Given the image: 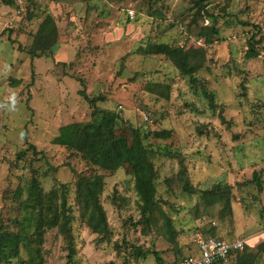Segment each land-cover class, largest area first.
<instances>
[{"label": "rangeland", "instance_id": "1", "mask_svg": "<svg viewBox=\"0 0 264 264\" xmlns=\"http://www.w3.org/2000/svg\"><path fill=\"white\" fill-rule=\"evenodd\" d=\"M38 4L0 0V232L18 230L13 220L34 175L43 195L65 190L70 234L46 229L32 242L34 258L19 243L17 256L0 250V264H156L153 254L137 256L147 250L164 263L196 253L209 234L242 239L240 254L264 264V0H203L199 13L193 0ZM46 16L56 25V49L31 57ZM249 41L255 57L246 54ZM157 43L190 49L191 74L147 52ZM96 107L114 110L120 130L131 137L137 129L150 150L156 202L146 220L126 165L104 170L51 142L60 126L90 120ZM160 130L170 136L156 137ZM91 174L104 179V238L75 195L79 176ZM217 183L229 193L204 202L202 190Z\"/></svg>", "mask_w": 264, "mask_h": 264}, {"label": "trees", "instance_id": "2", "mask_svg": "<svg viewBox=\"0 0 264 264\" xmlns=\"http://www.w3.org/2000/svg\"><path fill=\"white\" fill-rule=\"evenodd\" d=\"M5 1L7 4L14 3V0ZM38 2L40 3V1ZM38 2L30 1L22 6L26 8L29 4L39 5ZM193 6L199 13L203 7V0H193ZM209 30L212 33H217V30L212 27ZM56 38L57 29L55 22L51 16H46L39 24L32 47L28 50L31 57L40 56L45 51L53 52L57 46ZM147 52L165 55L182 74H191L194 69V63L190 61V49L184 50L181 47L157 43L149 45ZM246 54L248 57L258 55L254 42L249 41ZM208 95L211 97V94L208 93ZM85 97L87 98V96ZM89 101L92 103V99H89ZM209 103L213 106L212 98H209ZM120 121H122L121 117L114 110L96 107L92 109L90 120L71 122L60 126L58 134L52 138L51 142L78 151L85 160L104 170L114 171L126 165L128 172L134 178V189L141 201L140 213L146 220V218L151 216L156 202L154 184L156 173L154 165L150 157V150L142 143L139 131L132 128L131 137H129L128 131L120 130ZM154 135L160 138H167L170 136V132L169 130H160L154 132ZM28 148H31L34 154L43 155V152L38 151L33 144H28ZM22 155H24V151L18 152L17 157L20 158ZM253 180H255L257 185H261L255 173L253 174ZM103 183L102 175H82L77 179L75 189V195L82 204L83 215L87 225L100 238H104L109 234L105 211L99 201ZM185 189L187 188L185 187ZM229 190L230 186L217 183L211 189L202 190L200 198L204 202L212 204L220 200L223 194L229 193ZM64 192L65 190L63 189H57L43 195L39 182L33 175L26 197L20 200L19 203L23 214L20 218H14L13 220V222L18 224V230L9 232L5 228L0 232L1 252L4 255L9 253V255L17 256L18 244L22 243L34 258L33 254L38 249L31 246L32 242L37 241L39 243L46 229L57 228L59 232L69 235L70 205L66 202ZM20 194L21 191H19L18 196ZM56 195L59 197V202ZM216 196H219V198L215 200ZM31 226L33 227L32 233L28 232ZM258 246L260 251H264V241ZM72 254L73 250L71 249L68 254L69 259H72ZM147 254H153L156 264H163L156 250L139 252L137 256L142 257ZM238 260L241 264H253L251 258L244 254H239Z\"/></svg>", "mask_w": 264, "mask_h": 264}, {"label": "built area", "instance_id": "3", "mask_svg": "<svg viewBox=\"0 0 264 264\" xmlns=\"http://www.w3.org/2000/svg\"><path fill=\"white\" fill-rule=\"evenodd\" d=\"M30 1L38 2L41 0H14L18 6H22ZM132 16V11L129 12ZM119 107H121L119 105ZM145 120L147 116H144ZM244 247L242 239L226 240L219 236L205 235L198 239L196 253L184 255L163 264H227L229 257Z\"/></svg>", "mask_w": 264, "mask_h": 264}, {"label": "crops", "instance_id": "4", "mask_svg": "<svg viewBox=\"0 0 264 264\" xmlns=\"http://www.w3.org/2000/svg\"><path fill=\"white\" fill-rule=\"evenodd\" d=\"M229 240V239H228ZM241 251L242 250H240V251H238V252H236V253H233L230 257H229V262L227 263V264H235L236 262V264H241L240 262H239V260L237 261V257L239 256V254L241 253ZM234 260L236 261V262H234Z\"/></svg>", "mask_w": 264, "mask_h": 264}]
</instances>
